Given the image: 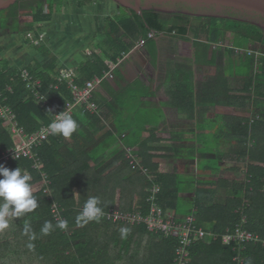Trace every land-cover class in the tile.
<instances>
[{
    "label": "crops",
    "instance_id": "0c3cea01",
    "mask_svg": "<svg viewBox=\"0 0 264 264\" xmlns=\"http://www.w3.org/2000/svg\"><path fill=\"white\" fill-rule=\"evenodd\" d=\"M65 1L62 5L66 8ZM58 13L61 14L57 12L52 20L43 22L46 27L44 34H40L43 35L41 44L45 45L41 53L43 59L39 61L41 65L55 57L58 76L74 70L79 78L82 64L94 60L96 53L105 61H111L102 53V48L107 47L104 41L91 39L88 29L79 34L75 27L77 23L73 21L65 24L68 27H59L60 23L55 19ZM94 23L96 25L97 21ZM53 28L57 29L58 35H54ZM166 34L157 39L135 37L134 48L118 59L121 62L114 71V79L104 81L95 91L102 117L95 115L97 120H93L79 108L76 110V131L69 137L56 135L59 138L58 161L61 164L72 162L77 167L87 164L91 172L103 169L111 183L122 186L127 177L126 173L116 174L125 166V159L119 153L130 149L138 156L140 165L151 170L155 179L167 175V189L173 197L165 199L164 203L175 204L167 208L179 220H184L196 208L200 189L205 214L196 219L201 226L212 231L217 225L224 230L230 227V208L236 203V212L241 208L246 211L249 228L250 220L254 225L264 216V195L258 201L257 213H254V203L241 205L238 200L255 192L251 186L247 190L251 184V170L261 181L258 182L259 192L264 193V96L252 93L247 104H241V99L235 97L247 95L241 92L244 82L231 86L226 79L230 77L237 81L242 78L237 62L230 65L236 52L230 54L226 50L229 63L223 64L222 71H217L216 62L210 66L213 69L208 67L209 63L198 53L200 50L194 39L187 35L184 38L176 32ZM140 39H146L144 45L138 44ZM88 42H93L94 46L85 53L84 48H90ZM144 50L151 57L148 62ZM207 59L211 58L208 56ZM260 64L254 68L255 74ZM142 85L149 88L151 96L139 98ZM245 121L250 122L246 144L241 130ZM120 122L124 124L123 131L117 129ZM132 127L134 132L130 130ZM256 137L261 139L259 149L255 146ZM251 149L254 153L250 158ZM89 177L91 179L92 174ZM42 185L41 180L30 187L33 190ZM135 185L139 191L138 176ZM120 191L122 194V189ZM119 194L117 192L118 200ZM130 197L135 201L139 199L137 192ZM137 201L135 205L140 207ZM227 203L229 206L225 208ZM4 231L1 229L0 239L7 236ZM262 262L255 257L247 260V264Z\"/></svg>",
    "mask_w": 264,
    "mask_h": 264
},
{
    "label": "trees",
    "instance_id": "16d2710c",
    "mask_svg": "<svg viewBox=\"0 0 264 264\" xmlns=\"http://www.w3.org/2000/svg\"><path fill=\"white\" fill-rule=\"evenodd\" d=\"M26 1L28 2L26 3ZM62 4L63 0H46L45 8L39 0H18L8 9L6 8L8 11L4 16H0L1 27L10 34L16 35L32 32L35 30V24L50 21L54 14L61 12ZM80 4L85 6L88 1ZM20 7L29 9L25 16H21ZM231 14L235 15L233 12ZM202 18L203 22L195 34L194 44L207 63L215 64L217 50L214 45L224 41L227 36H231L233 43V47L226 46V50L230 54H235L237 48L247 49L251 41L259 43L264 50V32L258 25L233 17L206 15ZM108 22L107 38L110 43V50L102 48V53L113 62H117L119 58L134 48L136 36L148 37L150 32L157 31L176 32L187 38L190 23L187 15L179 13L176 14L174 23L170 25L168 16L166 17L164 13L156 11L154 8L143 9L141 12L129 9L119 18L116 15L109 17ZM2 50L3 47L0 46V52ZM210 50L213 56L211 59H207ZM94 57V60L88 61L80 67V79L78 75L76 78L78 84L83 85L94 76H101L109 71L110 67L104 57L97 55V53ZM258 60L261 64L255 74V56L249 53H240L239 63L236 66L239 68L238 73L244 80V87L241 92L247 93V95L235 96L241 99V104H247L252 93L264 96V56L259 57ZM235 64L236 60L234 59L230 65ZM26 68L41 80L42 87L40 90L54 105L52 112L41 103H38L32 96L20 76V69L11 66L9 60H4V63L0 64V88L5 89L7 86L13 88V92L8 94V102L17 114L19 124L28 133H33L41 128L42 123L49 124L58 111L65 109L66 100L72 98V93L67 83L60 84L59 89L51 88V85L57 82L58 77V73L55 72V57L50 58L44 65L38 63L36 66L28 65ZM140 90L142 92H139V98L142 95L151 96L148 87L142 85ZM117 97L119 96L116 95ZM84 112L87 116H91V119L97 120L94 114L87 110ZM72 118L77 119L76 113ZM117 129L118 131L125 130L124 124L118 123ZM130 130L135 131L133 127ZM241 130L244 137L243 143L246 144L250 122L245 121L242 123ZM256 132H254V135ZM260 140L256 137L255 146L258 149L261 143ZM115 141L117 140L115 139ZM123 143L125 146H129L124 142V139ZM15 144L16 140L9 129V123L0 117V155L4 150L13 147ZM58 144L59 138L55 135L39 148L42 156L40 170L33 168V162L29 159L10 160L3 165L10 170L17 167L21 168L22 175L27 174L30 176L28 181L30 186L41 181L43 179L42 174L46 173L51 181L54 200L60 204L63 210L67 227L64 229L57 227L59 221L55 219L52 213L53 200L50 195L45 193L43 188L31 189L38 206L32 212L6 217L8 226L3 230H6L4 232L7 233V236L0 239V264H174L175 241L149 231L144 223L135 225L119 224L103 216H100L98 220H90L87 223H77V216L89 197L99 198L100 204L98 207L102 211L117 209L127 212L141 209L144 213H148L146 198L153 183L140 167L132 165L126 153H119L125 159V166H123L122 171L116 174L126 173L127 180L125 185H114L111 183L112 180L110 181L106 177L103 169L91 172L87 164L81 167L74 166L72 162L61 164L57 158ZM249 152L251 158L254 151L251 149ZM247 153L248 151L245 155ZM136 157L138 158L137 155ZM149 171L151 170L149 169ZM91 174L92 178L90 179ZM250 174L251 184L247 186V190L251 186L255 192H252V195L246 194L245 198H240L238 202L241 205L254 203V213H257L258 201L263 198L264 193L259 192L258 182L261 181H258V178L254 175L255 172L251 170ZM137 176L141 182L139 191L136 190L135 185ZM165 177L167 175L160 180L156 178L155 181L162 185L159 196L160 202L164 208H167V206L175 204L164 203L165 199L173 197V194L167 189L169 180H166ZM2 178L0 176V179ZM120 189H122V194ZM117 192H120L119 200L117 199ZM134 192H137L139 199L136 201L141 205L140 207L135 205V198L130 197ZM2 203L3 200L0 198V204ZM225 205V208L229 206L228 203ZM191 213H194L196 217L198 216V219L203 213L205 214L202 208L200 189L197 191L196 208ZM239 218L240 214L238 211L236 212L235 203L230 208L229 226L235 225ZM45 221H49L53 225L47 235H44L41 231ZM26 224L30 226V231L27 233L25 232ZM124 228L128 229L126 234L121 233V229ZM249 228L264 235V216L254 225L250 220ZM213 231L224 232L225 230L224 227L217 225ZM205 243L197 241L193 245L191 248V264H234L233 258L236 253L231 246L226 245L221 240L213 241L209 245ZM213 255L218 256V258ZM247 255L264 261V250L258 245H249ZM262 264L264 263L262 262Z\"/></svg>",
    "mask_w": 264,
    "mask_h": 264
},
{
    "label": "built area",
    "instance_id": "2783aa9c",
    "mask_svg": "<svg viewBox=\"0 0 264 264\" xmlns=\"http://www.w3.org/2000/svg\"><path fill=\"white\" fill-rule=\"evenodd\" d=\"M164 33L165 32L152 31L148 34V39H157L159 36L164 35ZM27 35L32 40H34V36H36L33 31L29 32ZM41 38H43V35H41ZM145 41L146 39H140L138 44L144 45ZM244 51L255 56L256 68L259 65V57L264 56V51L261 49H236V52L239 54L244 53ZM106 62L110 67L109 71L105 72L104 75L94 76L83 85L77 83L74 70L64 71L57 77V82L52 84L51 88L59 89L60 84L67 83L72 93V98L66 100L64 112L69 113L73 117L76 110L81 108L87 110L91 114L102 117L101 107L95 100V91L101 87L104 81L114 79V71L119 66L121 60H118V62ZM20 76L38 103H41V105L47 107L49 110H53L54 105L40 90L42 87L41 80L36 78L26 67L20 69ZM12 92L13 88L11 86H7L5 89L0 88V117L9 123V129L16 140V144L13 147L2 152L0 155V163L5 164L10 160L29 159L33 162V168L40 170L42 156L40 155L39 148L49 141L52 136L57 134L53 135L49 130L48 126L52 121L49 124L42 123L39 130L28 133L25 128L19 124L17 114L8 102V94ZM60 112L62 111H58L56 114ZM53 118L54 117H52V119ZM126 155L130 159L132 165L139 166L148 178L152 180L153 184L146 198L148 213H144L141 209L127 212L111 209L109 211H102L103 214L101 216L108 217L119 224L135 225L144 223L147 225L149 231L160 234L165 238L173 239L175 241L174 264H191V248L197 241L212 243L213 241L221 240L223 243L230 245L236 253L233 258L234 264H247V250L249 245H259L264 249V235L248 228V216L243 208L238 210L240 214L239 220L235 225L227 227L224 232L208 230L206 227L201 226L197 222L194 213L187 215L184 220H179L170 209L164 208L161 204L159 196L162 188L161 185L155 181V177L149 173L147 168H143L140 165L137 157L130 149H126ZM42 175L43 185L41 188H43L44 192L50 195V198L53 200L52 213L56 220L64 221L63 210L53 197L51 181L46 173Z\"/></svg>",
    "mask_w": 264,
    "mask_h": 264
},
{
    "label": "rangeland",
    "instance_id": "374dc122",
    "mask_svg": "<svg viewBox=\"0 0 264 264\" xmlns=\"http://www.w3.org/2000/svg\"><path fill=\"white\" fill-rule=\"evenodd\" d=\"M88 1V4L85 6H81L80 3ZM28 1H26L27 3ZM40 3H42L45 8H46V0H39ZM133 3V1H128L127 3H122L119 0H69L65 1L66 3V8L64 5L61 6V14L56 15L55 19H58V22L60 23L59 27H68L65 24L70 23V21H73L77 24H75L77 27V30L79 31V34H84L85 29H88L90 32V37L93 39L95 37L96 41H104L106 48L109 49L110 44L107 41V32H108V18L113 17L116 15L118 18L123 16L125 14V11L129 9H134L131 7V5H128L129 3ZM165 5L162 6V8H156V11H160L168 16L170 20V25H172L174 22V18L176 17V14H184L189 17V31L187 36L190 37L191 39H195V34L200 29V25L203 22L202 16L206 15H217V16H222V17H233L235 19L239 20H244L249 23L256 24L262 29L264 32V27L259 25L258 21L256 20H251L248 17L235 14L232 15L231 13H227L226 11L220 12L215 9H205V8H198V9H188L186 7H180L175 10L171 9H166L167 7L164 8ZM174 8V7H173ZM8 9V8H7ZM29 9L27 7H20L19 11L21 13V16H25ZM137 11H140L141 8H137ZM5 11V12H3ZM8 10H0V16H4V14ZM210 12V14H207ZM97 21L96 25L94 21ZM93 23V25L90 24ZM17 23V22H16ZM15 23V24H16ZM90 25V27H88ZM45 24L43 22L35 24V31L33 33L36 35L34 36V40H32L26 33L22 34H10L6 29H3L1 27L0 23V46L3 47V50L0 52V64L4 63V60H9L11 66H15L19 69L22 67H27L28 65H33L36 66L38 65L39 61H42L43 57H41L42 53V47L45 45H42L41 43V32L44 31ZM54 30V35H58L59 33L57 32V29L53 28ZM123 32V31H122ZM120 32V33H122ZM44 34V32L42 33ZM167 35L166 33H164ZM136 39V38H135ZM59 40V39H58ZM192 41V40H191ZM232 40L231 36H227L224 41H222L219 45H214V48L217 50V57H216V70L217 71H222L223 64L228 65L229 63V56L226 52V46H232ZM88 46L84 48V52H90V49L94 46L93 42H88ZM248 50H255V49H261L262 51L263 48L262 46L257 43V42H250L247 46ZM246 50V49H245ZM236 51V50H235ZM147 50H144L143 53L148 57L146 58L147 62L148 60H151V57H149L148 54H146ZM199 53V52H198ZM244 53H248L247 51ZM222 55H226V57H223ZM240 54L236 52L235 54V60L237 64L239 63L238 56ZM213 53L210 50L209 58H212ZM199 58V56H198ZM212 66L210 63L208 64L209 68H214L210 67ZM230 85H234V83L239 82L240 85L243 84L244 80L241 78L240 80L238 79H232V78H226ZM241 82V83H240ZM231 85V86H232ZM254 95V94H253ZM149 171V169H148ZM149 173L152 174L151 171ZM155 177V176H154ZM54 197V196H53Z\"/></svg>",
    "mask_w": 264,
    "mask_h": 264
},
{
    "label": "clouds",
    "instance_id": "9594fccd",
    "mask_svg": "<svg viewBox=\"0 0 264 264\" xmlns=\"http://www.w3.org/2000/svg\"><path fill=\"white\" fill-rule=\"evenodd\" d=\"M48 127L53 135L61 134L64 137H69L76 131L78 125L69 113L62 111L59 114H55ZM21 171L19 167L10 170L3 164H0V176L3 177L0 179V198L3 200V203L0 204V229L8 226L6 217L10 215L19 216L24 212H32L38 206L28 183L30 176L27 174L22 175ZM99 204L100 200L98 197H89L85 201L82 211L77 216V223L98 220L103 214L102 209L98 207ZM52 227L51 222L45 221L41 231L44 235H47ZM57 227L64 229L67 227V222L61 220L58 222ZM29 231L30 226L26 224L25 232ZM127 231L128 229L126 228L121 229L122 234H126Z\"/></svg>",
    "mask_w": 264,
    "mask_h": 264
},
{
    "label": "water",
    "instance_id": "95a60500",
    "mask_svg": "<svg viewBox=\"0 0 264 264\" xmlns=\"http://www.w3.org/2000/svg\"><path fill=\"white\" fill-rule=\"evenodd\" d=\"M18 0H0V10L10 7ZM122 3H127L129 0H119ZM133 3H129L135 10L143 9H158L164 8L175 4H185L187 6L198 8H215L217 10L232 9L240 11L251 16H256L260 20V25L264 27V0H130Z\"/></svg>",
    "mask_w": 264,
    "mask_h": 264
},
{
    "label": "flooded vegetation",
    "instance_id": "af4514ba",
    "mask_svg": "<svg viewBox=\"0 0 264 264\" xmlns=\"http://www.w3.org/2000/svg\"><path fill=\"white\" fill-rule=\"evenodd\" d=\"M174 7V8H173ZM180 7H190V6H187V5H185V4H175V5H170V4H168V7L166 8V9H171V10H175V9H178V8H180ZM188 9H198V7H190V8H188ZM211 9H215V8H211ZM215 10H217V9H215ZM217 11H222V12H224V11H226L227 13H235V14H239V15H242V16H245V17H248L249 19H250V21L253 19V20H256V21H258V23L260 22V20H258V18L256 17V16H251V15H249V14H246V13H243V12H240V11H235V10H231V9H222V10H217ZM207 14H210V12H208ZM260 25V24H259Z\"/></svg>",
    "mask_w": 264,
    "mask_h": 264
}]
</instances>
